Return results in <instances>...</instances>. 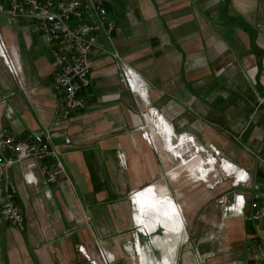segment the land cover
<instances>
[{
    "label": "crops",
    "instance_id": "obj_1",
    "mask_svg": "<svg viewBox=\"0 0 264 264\" xmlns=\"http://www.w3.org/2000/svg\"><path fill=\"white\" fill-rule=\"evenodd\" d=\"M92 1L114 21L109 39L99 34L98 43L117 51L137 73L147 102L120 79L117 61L94 49L90 83L79 92L84 107L63 116L52 88L50 46L33 21L8 23L0 14L2 39L20 68L10 73L0 59V128L27 139L47 127L66 172L47 185H29L22 177L29 160L8 169L24 223L16 229L0 218V264H89L76 250L78 243L97 260V249L109 253V264H243L250 255L240 241L246 234H253L264 256V222L247 223L240 215L220 221L211 200L221 193L230 197L241 186L225 180L213 188L188 189V180L204 181L201 174L210 173L203 170L194 138L218 146L248 174L259 165L243 146L264 157V105L253 112L264 92L259 84L264 0ZM146 107L157 114L151 123L154 146L141 136V125L151 116L143 119L138 111ZM156 143L180 158L175 167L164 165L169 158L159 156ZM188 143L196 149L189 159L181 151ZM194 162L199 173L186 174ZM31 171L39 181L37 168ZM181 172L186 178L176 179ZM138 226L146 260L136 263L125 244ZM197 231L203 236L193 242ZM152 234L159 239L150 240Z\"/></svg>",
    "mask_w": 264,
    "mask_h": 264
},
{
    "label": "built area",
    "instance_id": "obj_2",
    "mask_svg": "<svg viewBox=\"0 0 264 264\" xmlns=\"http://www.w3.org/2000/svg\"><path fill=\"white\" fill-rule=\"evenodd\" d=\"M0 14L5 16L8 23L15 18L33 21L41 38L50 46L54 67L52 88L62 103L63 116H67L73 109L84 107V100L79 92L90 83L89 56L94 49L115 59L120 66V79L129 90L138 94L144 104L147 102L145 85L137 73L122 61L117 51L98 43L99 34L109 39L114 26V21L107 17L106 9L101 5L95 4L92 0H0ZM0 59L8 72L14 74L20 72L17 58L7 50L1 33ZM260 83L264 90V72ZM263 105L264 92L261 96L256 97L253 112L260 110ZM147 113L151 116L150 121L144 119ZM260 113L264 115V109L260 110ZM156 115V111L151 107H146L145 111L141 113L144 119L141 125V136L152 146H154V141L150 135L151 123L152 118ZM158 115L161 116V114ZM189 136L194 138L192 135ZM197 147L199 153L207 152L206 155L213 160L206 181H201L206 188L221 186L227 177L231 179L232 187L241 186L243 188L242 191L231 192L230 197L226 193H221L213 199L214 204L220 210V221L240 215L247 223L264 222V157L257 151L243 146L251 154L252 160L259 165V172L254 169L248 174L243 168L231 164L211 142L206 143L205 148L201 145ZM193 148L195 149V147ZM59 153V150L51 145L47 127H43L40 135L32 131L27 139L15 138L6 129L0 128L1 220L8 222L16 229H21L24 223L21 206L16 200V186L9 180L8 169L11 165L22 160H29L23 168L24 182L29 185L39 182L42 185H47L55 182L59 176L66 177ZM223 164L232 167V173L228 174V171L224 169L220 171L219 168ZM34 166L39 172V181L31 171ZM257 178H260V181ZM146 187L133 191L128 196L132 199L135 193ZM48 195V191L45 190L44 196L48 197ZM176 206L179 209V205L176 204ZM221 225L222 222H219L220 227ZM138 233L144 234L143 229L139 226L134 230L131 240L128 239L125 246L129 253L131 252L129 256L140 262L141 257L146 260V256L142 250V244L138 241ZM244 237L247 239L248 244L245 246L250 255L243 261V264H264V256L259 249V242L253 234H246ZM155 238L159 239V236L152 234L150 240ZM75 248L89 264H109L113 258L102 249H97V260L88 256L82 244H76ZM147 263L151 264L149 260ZM155 264L160 263L155 262ZM163 264H169V262Z\"/></svg>",
    "mask_w": 264,
    "mask_h": 264
},
{
    "label": "rangeland",
    "instance_id": "obj_3",
    "mask_svg": "<svg viewBox=\"0 0 264 264\" xmlns=\"http://www.w3.org/2000/svg\"><path fill=\"white\" fill-rule=\"evenodd\" d=\"M262 64L260 65V72H259V82H260V79H261V77H262V73L264 72V58H262ZM260 84V86H261V83H259ZM262 87V86H261ZM259 96H261V95H259ZM138 113H142V111L141 110H139L138 111ZM140 115V114H139ZM142 121V120H141ZM178 134H180V133H176V131H175V133H173L172 135H173V141H175L176 140V136H178ZM194 140H195V143H196V145L197 146H199V145H201V146H203V148H205L206 147V142H198L199 140L197 139V138H194ZM198 140V141H197ZM178 141L176 140V143H177ZM157 144V143H156ZM189 144V143H188ZM190 145V144H189ZM157 146V149H158V152H159V156L160 157H163L164 155L166 156V157H168L169 158V161H166L165 163H164V165L165 166H168V167H175V164H176V161L177 162H179V160H180V158H177L178 160H176L174 157L172 158L171 156H170V154L166 151V150H164L161 146H160V144H157L156 145ZM215 146V145H214ZM194 147V145L192 146V145H190V146H186L183 150H181L182 152H184L183 154H182V156L183 157H185V158H187V159H189L190 158V156H192V153H191V151L193 150V152H194V150H196V149H194L193 148ZM217 150H219V151H221L222 152V154H223V156H225V153L217 146V147H215ZM181 151H179V152H181ZM196 153H199V151L197 152L196 151ZM206 153L207 152H202L201 153V157L204 159V161H208L209 159H211V157L210 156H207L206 155ZM247 153V152H246ZM190 154V155H189ZM249 156V160H251L252 159V156H251V154H248ZM158 156V157H159ZM251 158V159H250ZM212 160V159H211ZM212 163H213V161H211ZM212 163L211 164H207V166L208 167H212ZM163 167V166H162ZM168 167H166V168H162V171H161V174H162V176L163 177H167V175H166V173H165V169H169ZM259 172V171H258ZM161 176V177H162ZM186 178V176L184 175V173L183 172H181L179 175H177V177H176V179H178V180H184ZM226 179V185L230 182V180L231 179H229L228 177L227 178H225ZM257 180L258 181H260V178H257ZM188 182H189V184H188V189L190 190V191H192V190H204V188H205V186H204V183L203 182H201V181H194V180H188ZM227 190H232V189H227ZM226 190V191H227ZM171 194V193H170ZM230 195V194H229ZM213 199L214 198H212L211 200L213 201ZM20 205V204H19ZM21 206V205H20ZM22 209V208H21ZM200 231H197L194 235H193V237H192V239H190V240H192L193 242L194 241H197V240H200L201 238H202V232H201V234L199 233ZM184 234H182V238H180V240L182 241V243L183 242H187L188 241V239H187V236L186 235H184ZM195 237V238H194ZM244 240V241H243ZM240 241L241 242H243V244H248L247 243V239H246V237H244V238H242V236H241V239H240ZM245 247V249H246V246H244ZM239 248V247H238ZM200 252V251H199ZM198 257V258H197ZM197 259H199L201 256L198 254L197 255ZM202 257H205V256H202ZM136 263H137V259H135L134 260Z\"/></svg>",
    "mask_w": 264,
    "mask_h": 264
},
{
    "label": "bare ground",
    "instance_id": "obj_4",
    "mask_svg": "<svg viewBox=\"0 0 264 264\" xmlns=\"http://www.w3.org/2000/svg\"><path fill=\"white\" fill-rule=\"evenodd\" d=\"M152 133V130H151V132H150V134ZM203 159V158H202ZM212 159V158H211ZM211 159H209L208 161H204V159H203V161H204V167H205V169L203 168V170L207 173V172H209L208 170H210L212 167H208L207 166V164H211L212 162L211 161H213V160H211ZM185 164V163H184ZM199 165H197L196 164V162H194V163H189L187 166H186V174H187V172H189V173H194V172H197V173H199ZM221 170L222 169H224V170H226V171H228V174H230V173H232V171H233V168L232 167H230V166H228V165H221ZM193 171V172H192ZM201 177H202V179L204 180V181H206L205 179H206V175H203V174H201Z\"/></svg>",
    "mask_w": 264,
    "mask_h": 264
}]
</instances>
